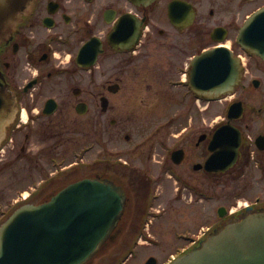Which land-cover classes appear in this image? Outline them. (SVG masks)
Wrapping results in <instances>:
<instances>
[{
	"label": "flooded vegetation",
	"instance_id": "af4514ba",
	"mask_svg": "<svg viewBox=\"0 0 264 264\" xmlns=\"http://www.w3.org/2000/svg\"><path fill=\"white\" fill-rule=\"evenodd\" d=\"M262 7L264 0H0V223L71 183L109 179L124 189L127 205L92 264L115 239L153 236L167 207L185 195L196 197L190 201L207 223L176 229L175 238L187 243L176 253L241 214L230 205L236 193L223 202L222 191L264 190V59L244 50L237 36ZM219 44L242 60L227 105L242 103L231 121L242 138L225 172L206 166L214 153L236 148L234 138L213 143L227 118L205 119L221 100L190 85L194 61ZM85 46L88 63H80ZM10 100L14 109L5 107ZM156 124L162 134L146 138ZM178 125L186 127L174 138ZM91 139L99 151L96 173ZM160 175L177 179L174 198L164 199L167 180Z\"/></svg>",
	"mask_w": 264,
	"mask_h": 264
},
{
	"label": "water",
	"instance_id": "95a60500",
	"mask_svg": "<svg viewBox=\"0 0 264 264\" xmlns=\"http://www.w3.org/2000/svg\"><path fill=\"white\" fill-rule=\"evenodd\" d=\"M239 42L264 58V8L246 22ZM86 47L79 61L83 62ZM95 60L90 62L94 63ZM204 63V68L202 64ZM193 83L210 89L205 96L230 93L241 79L240 61L226 47L207 52L197 63ZM5 107L14 109L16 101ZM241 103L230 108L229 120L241 115ZM216 141L235 138L240 132L230 124L214 135ZM1 139V138H0ZM238 156V149L214 155L209 167L225 170ZM126 207L124 190L108 179L86 178L58 192L49 202L25 205L0 228V264H85L109 239ZM146 264H157L150 258ZM170 264H264V210L247 209L232 218L197 247Z\"/></svg>",
	"mask_w": 264,
	"mask_h": 264
},
{
	"label": "rangeland",
	"instance_id": "374dc122",
	"mask_svg": "<svg viewBox=\"0 0 264 264\" xmlns=\"http://www.w3.org/2000/svg\"><path fill=\"white\" fill-rule=\"evenodd\" d=\"M230 99L231 96H228L223 102L217 103L215 106L213 105L214 107H212L209 113L206 111V122L209 124L213 123V120L222 122L225 119L226 106ZM207 104L208 103H205V106H207ZM205 126L207 127V124H205ZM161 127L162 124L153 125L146 133V138L148 136L158 138V134L160 133H158V129ZM185 127L186 125L176 126L173 130V133L176 135L174 138L179 136ZM94 143V139H91V150L89 153V162L92 169L91 173H96L98 171L97 168L93 169L94 166H97L99 156L98 145ZM162 178L167 180L160 189L163 190V187L165 188L164 190L167 196L164 199L169 200L174 198L180 186L176 183V178L172 179L168 176H163ZM222 181L227 182V179H222ZM235 193L236 198L232 201V204H230L231 209H236L247 202L255 201L256 197L263 198L262 201L264 202V190L253 188L248 191L245 187L241 186H237L235 190L228 189L222 191V201L224 202V198L233 197L232 195ZM193 199H196V197L185 195L182 202H179V204L173 203L171 207H167L169 210L163 214V217L156 222L155 227L150 231L153 235L152 239L155 240L151 245L154 248L135 242V238L132 236L125 239H115L111 242L108 249L103 251L92 264H145L147 259L151 256H154L158 260V264H165L173 257L172 255L176 254L174 252L177 246L187 244L175 238L176 229L180 230V227H183L185 230L195 227V225H205L207 223L205 218H200V208L197 206L198 204L190 201ZM221 205H223V203H221ZM165 206L166 203L162 202L160 210H163ZM143 240L147 241L146 236H144ZM156 243L158 247H155ZM131 249L133 250L131 251ZM130 253L133 255L128 258L127 256H129Z\"/></svg>",
	"mask_w": 264,
	"mask_h": 264
},
{
	"label": "snow or ice",
	"instance_id": "6c2138e0",
	"mask_svg": "<svg viewBox=\"0 0 264 264\" xmlns=\"http://www.w3.org/2000/svg\"><path fill=\"white\" fill-rule=\"evenodd\" d=\"M194 71H199V68H198V66H194V69H193Z\"/></svg>",
	"mask_w": 264,
	"mask_h": 264
}]
</instances>
